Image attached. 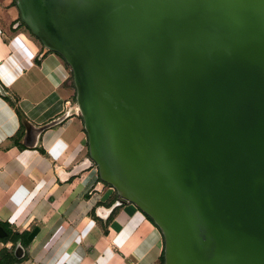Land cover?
<instances>
[{
    "label": "water",
    "instance_id": "water-1",
    "mask_svg": "<svg viewBox=\"0 0 264 264\" xmlns=\"http://www.w3.org/2000/svg\"><path fill=\"white\" fill-rule=\"evenodd\" d=\"M18 4L71 67L114 207L155 221L165 264H264V0Z\"/></svg>",
    "mask_w": 264,
    "mask_h": 264
},
{
    "label": "crops",
    "instance_id": "crops-1",
    "mask_svg": "<svg viewBox=\"0 0 264 264\" xmlns=\"http://www.w3.org/2000/svg\"><path fill=\"white\" fill-rule=\"evenodd\" d=\"M71 77L18 0H0V222L28 234L15 264H163L162 230L132 202L114 207L118 192L89 162Z\"/></svg>",
    "mask_w": 264,
    "mask_h": 264
},
{
    "label": "trees",
    "instance_id": "trees-1",
    "mask_svg": "<svg viewBox=\"0 0 264 264\" xmlns=\"http://www.w3.org/2000/svg\"><path fill=\"white\" fill-rule=\"evenodd\" d=\"M71 86L74 88V82H73V77H71ZM75 99H76V94H75ZM0 226L4 227L5 230L8 233V236L6 238L0 239V241H3L5 243H13V248H5L1 253H0V263L1 264H15V263H22L25 261L26 257L22 260H18L15 255H14V246L18 242V240H22L23 246L27 248L28 246V234L26 232L24 233H17L14 232L13 230L9 229L8 226L2 222H0ZM163 264H165V257L163 256Z\"/></svg>",
    "mask_w": 264,
    "mask_h": 264
},
{
    "label": "built area",
    "instance_id": "built-area-1",
    "mask_svg": "<svg viewBox=\"0 0 264 264\" xmlns=\"http://www.w3.org/2000/svg\"><path fill=\"white\" fill-rule=\"evenodd\" d=\"M70 85H71V81H69Z\"/></svg>",
    "mask_w": 264,
    "mask_h": 264
},
{
    "label": "rangeland",
    "instance_id": "rangeland-1",
    "mask_svg": "<svg viewBox=\"0 0 264 264\" xmlns=\"http://www.w3.org/2000/svg\"><path fill=\"white\" fill-rule=\"evenodd\" d=\"M70 66V65H69ZM77 102V101H76ZM110 185V184H109ZM111 186V185H110ZM12 248H13V246H12Z\"/></svg>",
    "mask_w": 264,
    "mask_h": 264
},
{
    "label": "bare ground",
    "instance_id": "bare-ground-1",
    "mask_svg": "<svg viewBox=\"0 0 264 264\" xmlns=\"http://www.w3.org/2000/svg\"><path fill=\"white\" fill-rule=\"evenodd\" d=\"M30 20H32L30 17H29Z\"/></svg>",
    "mask_w": 264,
    "mask_h": 264
}]
</instances>
